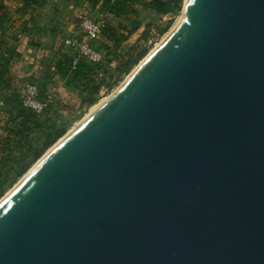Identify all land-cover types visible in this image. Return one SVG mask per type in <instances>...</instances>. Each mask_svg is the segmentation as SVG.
I'll return each mask as SVG.
<instances>
[{
    "label": "water",
    "instance_id": "obj_1",
    "mask_svg": "<svg viewBox=\"0 0 264 264\" xmlns=\"http://www.w3.org/2000/svg\"><path fill=\"white\" fill-rule=\"evenodd\" d=\"M184 11L0 201V264H264V0Z\"/></svg>",
    "mask_w": 264,
    "mask_h": 264
},
{
    "label": "rangeland",
    "instance_id": "obj_2",
    "mask_svg": "<svg viewBox=\"0 0 264 264\" xmlns=\"http://www.w3.org/2000/svg\"><path fill=\"white\" fill-rule=\"evenodd\" d=\"M127 1L132 4L129 5H115L114 2L126 3ZM150 0H99V2L92 7V5H86L82 17H90L92 19L104 20L106 25L118 28L120 33H126L124 27H129L133 23H139L138 28L127 38L122 40L118 45L113 40L109 39L101 33L99 39L95 42V49L102 56V60H108L114 58L109 66L100 68L97 70L95 75L96 82L102 81L104 77L105 81L101 84L100 91L97 95V101L88 105L86 102H82L81 93L82 89L86 86L78 80L70 81L67 83L65 77L61 74H57L55 62L60 61L63 58H70L74 51L72 48L65 47L62 41L54 42H39L38 51L40 52H27V56L23 57L17 68L12 70L19 71L20 73L35 77V72L38 68L44 67L47 72L51 73L52 84L55 89V105L51 107L48 112L43 115V120L47 125L57 124L61 127H66L65 133L57 139L44 153L34 160L26 172L20 176L17 181L7 189V192L0 198V201L10 193L15 186L30 173L37 165L49 154L53 148H55L63 139H65L73 130H75L82 122H84L106 99H108L128 78L129 76L139 67L153 51H155L159 45L166 39L173 29L176 28L178 22L183 19L184 16V5L182 10L178 14H158L152 10L147 3ZM121 6V7H120ZM81 19V18H80ZM172 19V24L169 30L164 33H160L159 29H162L168 20ZM105 25V27H106ZM104 27V28H105ZM59 35H65V37H74L78 39L83 38V32L78 29V33H65L64 29L58 27L55 31ZM107 34V33H106ZM14 42H12L13 44ZM15 44V43H14ZM137 46L136 52L142 48L147 47L148 53L139 61L138 64L134 65L129 73H124L122 68L117 69V56L127 55L129 49ZM134 52V53H136ZM150 53V54H149ZM41 55L39 58L36 55ZM135 55V54H134ZM142 62V63H141ZM139 65V66H138ZM15 67V64H13ZM34 71V72H33ZM17 73V72H16ZM34 73V74H33ZM33 74V75H32ZM30 78V77H28ZM86 81V78H85ZM2 87L4 85H1ZM1 87V89H2ZM13 87V86H12ZM8 89L7 94H11L9 100H5L3 95L0 94V131L4 130L7 120L9 119L8 113H6L5 104L10 108H14L20 104L21 96L18 93L12 91V88L6 85ZM14 88V87H13ZM1 91V90H0ZM23 103V102H22ZM66 136V137H65ZM30 157V156H29ZM30 159V158H28Z\"/></svg>",
    "mask_w": 264,
    "mask_h": 264
},
{
    "label": "trees",
    "instance_id": "obj_3",
    "mask_svg": "<svg viewBox=\"0 0 264 264\" xmlns=\"http://www.w3.org/2000/svg\"><path fill=\"white\" fill-rule=\"evenodd\" d=\"M37 1L38 0H25L24 3H36ZM88 1L91 3L92 7L99 2V0ZM184 1L185 0H150L147 5L158 14H178L183 8ZM129 4L132 3L129 1L124 4L114 2L113 6ZM1 7L2 5H0V9ZM5 15L6 14L4 13L0 14L1 17H5ZM172 22V19L168 20L164 27L159 29V32L162 34L169 30ZM138 26L139 23L135 22L129 27H124L126 33H120L118 28L106 25L102 34L108 36L109 39L113 40V42L118 45L122 40L127 39L138 28ZM30 27L31 25H25L23 29H30L31 31L33 27ZM57 29V25L52 29L55 36L59 35L55 32ZM7 32H3V36L0 38V83L11 87L12 91L18 93L16 89L12 87L10 80L12 70L10 67L11 59L18 56V53L15 49V44H12L14 41H12L11 37L7 35ZM97 40L92 41L94 46ZM38 43L33 42V45H38ZM137 48L138 47L135 46L129 49L127 55H118L116 58V68L120 70V68L124 66L122 71L125 74L129 73L132 67L138 64L148 53L147 47H142L136 52ZM72 60L73 54L68 59L65 57L58 62L54 61L53 65L56 67L57 74L63 75L67 83H70V81L73 80H78L86 85L84 89H82L81 100L88 105H92L97 101V95L100 91L101 84L106 78L104 77L102 81L97 83L95 80L96 72L100 68L109 66L115 59L109 58L107 61L101 60L99 62H92L83 58L79 60L75 68L72 67ZM39 70H41L43 76L39 78L30 76V74L29 77L31 80L38 83L41 90V96H44L48 89H55L52 84V79L54 78L51 77L48 68L47 72L43 66L38 68V71ZM8 98H11V94L8 95ZM53 105H55V103ZM53 105L43 113L38 114L24 106L22 100H20L18 106L10 109L5 104V109L3 110H6L9 119L6 122L4 130L2 132L0 131V198L7 192V189L26 172L31 163L40 158L44 151L65 133L67 129L66 127H61V125L57 124L47 125L43 120V115H45Z\"/></svg>",
    "mask_w": 264,
    "mask_h": 264
},
{
    "label": "crops",
    "instance_id": "obj_4",
    "mask_svg": "<svg viewBox=\"0 0 264 264\" xmlns=\"http://www.w3.org/2000/svg\"><path fill=\"white\" fill-rule=\"evenodd\" d=\"M24 2L25 0H0V14H6L5 17L0 16V38L3 32L8 31L7 35L14 41L18 53V56L11 59V69L17 68L24 60L22 58L27 56V52L38 51V46L33 45V42L63 41L64 34H53L54 26L63 28L67 34L78 33L86 5H91L88 0H38L28 4ZM25 25H31L32 30L23 29ZM36 57L39 58L40 55L37 54ZM1 85L3 84L0 83V94L5 100H9L8 89Z\"/></svg>",
    "mask_w": 264,
    "mask_h": 264
},
{
    "label": "built area",
    "instance_id": "obj_5",
    "mask_svg": "<svg viewBox=\"0 0 264 264\" xmlns=\"http://www.w3.org/2000/svg\"><path fill=\"white\" fill-rule=\"evenodd\" d=\"M106 23L101 19H92L82 17L80 21V30L83 32V38L65 37L63 45L72 48L74 51L72 67L75 68L79 60L87 59L92 62H99L102 56L95 49L92 41L99 39ZM17 72V73H16ZM11 70V84L14 89L18 90L24 106L41 114L55 103L54 89H48L44 96H41V90L35 81L31 80L29 75H24L18 71ZM41 70L35 72V77H41Z\"/></svg>",
    "mask_w": 264,
    "mask_h": 264
},
{
    "label": "bare ground",
    "instance_id": "obj_6",
    "mask_svg": "<svg viewBox=\"0 0 264 264\" xmlns=\"http://www.w3.org/2000/svg\"><path fill=\"white\" fill-rule=\"evenodd\" d=\"M186 2H187V0H185V4H186ZM184 14H185V11H184ZM183 17H184V16H183ZM180 22H181V21H180ZM178 24H179V22H178ZM177 26H178V25H176V27H177ZM173 30H174V29H173ZM173 30H172V31H173ZM169 34H170V33H169ZM153 53H154V51H153ZM153 53H151V55H152ZM149 54H150V53H149ZM151 55H149V56H148L147 58H145L144 60L146 61V59H148ZM141 63H142V62H141ZM143 63H144V62H143ZM77 128H78V127H77ZM77 128H76V129H77ZM76 129H75V130H76ZM75 130H73L69 135H71ZM69 135H68V136H69ZM68 136H67V137H68ZM65 137H66V136H65ZM67 137H66V138H67ZM66 138H65V139H66ZM63 141H64V139H63ZM61 142H62V141H61ZM61 142H60V143H61ZM60 143H59V144H60ZM59 144H58V145H59ZM56 147H57V146H56ZM53 149H55V148H53ZM52 151H53V150H52ZM47 155H48V154H47Z\"/></svg>",
    "mask_w": 264,
    "mask_h": 264
}]
</instances>
